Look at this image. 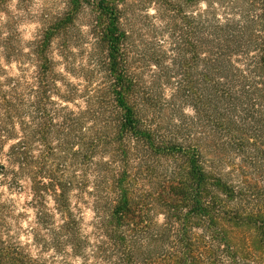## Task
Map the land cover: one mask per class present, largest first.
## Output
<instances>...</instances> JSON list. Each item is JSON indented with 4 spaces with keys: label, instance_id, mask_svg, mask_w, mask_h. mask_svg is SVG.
I'll return each mask as SVG.
<instances>
[{
    "label": "trees",
    "instance_id": "16d2710c",
    "mask_svg": "<svg viewBox=\"0 0 264 264\" xmlns=\"http://www.w3.org/2000/svg\"><path fill=\"white\" fill-rule=\"evenodd\" d=\"M65 5L26 53L0 38V186L27 182L33 241L78 264H264V0ZM3 209L0 264H40Z\"/></svg>",
    "mask_w": 264,
    "mask_h": 264
},
{
    "label": "rangeland",
    "instance_id": "374dc122",
    "mask_svg": "<svg viewBox=\"0 0 264 264\" xmlns=\"http://www.w3.org/2000/svg\"><path fill=\"white\" fill-rule=\"evenodd\" d=\"M65 8V0H0V38L8 37L9 44L26 53L29 42L37 38L40 31L46 29L50 21L54 20V17H58ZM152 8L150 7V14H153ZM88 24L85 18L81 16L78 20L75 19L72 42L79 43L81 40L88 42L90 37ZM75 35L83 37H75ZM53 42L54 54L52 56L54 61L57 62L55 70L62 72L71 82L81 84L79 78L70 76L62 71L63 61L55 47L58 41L54 39ZM84 48L87 50L88 44H84ZM71 52L75 53L76 50L71 48ZM0 61L5 65L2 51H0ZM83 61L84 59L82 58L81 63ZM9 62L6 64L7 73L12 76L17 75L18 61L12 58ZM74 62L78 64L80 59L76 58ZM24 68L27 70V76L30 75L33 69L32 66L24 64ZM163 94L165 98H168L171 94V89L169 87L163 88ZM185 112L188 114L192 113L189 107H185ZM21 183L23 186L21 190H11L4 185L0 186V205L4 208L1 217L7 233L13 236V240L19 242L29 255L39 260L40 264H78L77 258L69 257L68 261L65 262L51 248L45 250L33 241V230L37 227L35 210L31 205V193L27 182L22 181ZM72 194L75 195L76 193L73 192ZM72 194L69 201L80 219L82 232L85 234L89 233L94 222L91 199L86 196L82 200L77 199ZM46 199L47 205L51 209L53 207L52 200L49 196ZM53 213V224L57 226L61 224L62 219L57 213ZM42 233L44 234L45 232L42 231Z\"/></svg>",
    "mask_w": 264,
    "mask_h": 264
}]
</instances>
